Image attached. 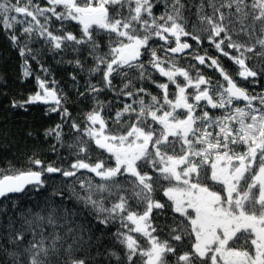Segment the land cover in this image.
I'll return each mask as SVG.
<instances>
[{
    "label": "snow or ice",
    "instance_id": "obj_1",
    "mask_svg": "<svg viewBox=\"0 0 264 264\" xmlns=\"http://www.w3.org/2000/svg\"><path fill=\"white\" fill-rule=\"evenodd\" d=\"M0 32L36 82L11 107L60 117L58 163L0 169V264H264V0H0Z\"/></svg>",
    "mask_w": 264,
    "mask_h": 264
},
{
    "label": "trees",
    "instance_id": "obj_2",
    "mask_svg": "<svg viewBox=\"0 0 264 264\" xmlns=\"http://www.w3.org/2000/svg\"><path fill=\"white\" fill-rule=\"evenodd\" d=\"M155 11H159V9ZM77 27L73 24L72 30L76 31ZM209 54L216 55L212 49H209ZM71 58V54L66 57V59ZM221 62L230 73L235 72V66L227 58L221 57ZM21 63L22 60L17 50L13 49L4 33L0 32V169L5 168L9 162L17 167H23L25 158L32 155L33 152L46 162H59L57 153L51 151V146L55 141L52 138L45 140L42 134L44 129L53 127L60 122L59 115L56 113L46 115V106L43 104L29 105L27 110L11 107L12 100H21L36 91L34 79L21 81ZM45 65L50 68L55 79L60 82V86L68 94L69 103L67 106L73 117H77L79 122V119L82 118L81 114L89 110L91 101L80 98L70 87L72 81L69 74L76 70L69 65L56 63L50 55L46 56ZM32 68L36 70L34 62ZM204 72L207 76L219 78L214 70L204 69ZM78 79L83 84L84 77L78 75ZM261 88H264V78H261L256 90L259 91ZM152 91L155 93L156 89L153 88ZM101 98L109 100L112 99V95L105 92L101 94ZM65 131H67V127H65ZM28 133H32V135L29 136ZM57 152L67 155L66 148L59 145H57ZM53 178L57 183L61 179L58 174H53ZM50 191L51 188L48 187L47 191L41 190L39 194L33 193L32 196L35 200H40ZM33 202V200L24 199L20 201L18 207L26 208ZM103 243L110 246L108 239H105ZM101 250L103 251V248ZM99 264H105L103 258H100ZM112 264L115 262L112 261Z\"/></svg>",
    "mask_w": 264,
    "mask_h": 264
},
{
    "label": "flooded vegetation",
    "instance_id": "obj_3",
    "mask_svg": "<svg viewBox=\"0 0 264 264\" xmlns=\"http://www.w3.org/2000/svg\"><path fill=\"white\" fill-rule=\"evenodd\" d=\"M237 82H238L239 84H241L242 86L247 87V88L249 89L250 92L252 91L251 86L248 85L246 82H244V81H242V80H238Z\"/></svg>",
    "mask_w": 264,
    "mask_h": 264
}]
</instances>
